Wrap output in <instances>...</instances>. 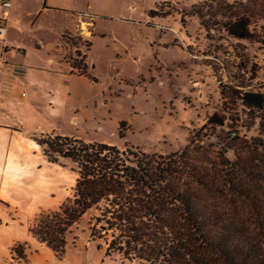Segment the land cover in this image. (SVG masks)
I'll list each match as a JSON object with an SVG mask.
<instances>
[{
    "label": "rangeland",
    "instance_id": "obj_1",
    "mask_svg": "<svg viewBox=\"0 0 264 264\" xmlns=\"http://www.w3.org/2000/svg\"><path fill=\"white\" fill-rule=\"evenodd\" d=\"M159 1L162 0H11L7 8L9 36L5 45L22 47L20 54L24 52L30 63L46 61V66H39L45 71L29 69L26 76L33 87L30 95L45 96L48 89L53 90L52 96L45 98V103H53L60 113L48 119L51 126L76 139H103L111 141L117 149L129 146L135 150L146 149L149 154L162 155L183 147L188 137L205 125L213 114L225 120L224 127L216 131L221 138L229 131H236L248 139L264 136V108H246L240 101L242 91L233 89L235 86L255 84L257 93L264 96V71L259 75V66L252 61V57L258 58V55L253 53L251 56L247 52L248 48L264 47V21L251 20L248 28L255 39L239 43L226 34L224 25L229 20L222 14L236 10L246 0H214L211 3L206 0L202 5L196 4L183 10L192 14L195 8L198 16L190 22L195 31L200 26L202 32L198 40L204 46H215L222 57L229 54V60L222 62V74L215 81L217 88L223 86V96H202L198 108L186 109L198 113L200 120L190 123L194 129L182 125L168 134L164 133L158 141L146 140L156 115L166 109L170 114L175 110V107H167L172 98L167 96L172 81L164 75L165 70L173 62L189 57L178 44L173 43L168 27L158 26L164 30L158 29L155 21L151 20V11H155L156 16L171 13V18L177 17L172 1L162 4ZM179 10L182 8L179 7ZM77 16H82L89 26L85 29L77 27ZM2 41L5 40H0V57L13 51L9 47L5 51ZM211 41H216V44L210 45ZM87 51L91 64L89 74L95 80L91 81L86 76H69L66 70L57 67L59 58L64 54L70 65L81 69ZM137 58L142 61L139 66L133 63ZM184 63L188 64L189 60ZM153 64L161 73L157 86L159 82L167 85L161 89L164 90L160 94L161 100L157 98L159 90L152 89L151 95L146 96L147 87H143V83L147 86L151 81L149 72L155 69ZM258 76L262 81L254 83L252 80ZM127 121L146 125L142 137L134 129L129 128L128 131L126 124L119 129L120 123ZM117 130L124 136H118ZM30 133L36 135V132ZM50 140L55 141L54 138ZM211 141L214 142V138ZM4 152L5 145H0V166L4 162ZM58 161L66 171L63 184L58 187L55 196H47L46 199L60 206L71 198L76 172L68 159L60 158ZM3 190L4 186L1 193ZM10 192L3 191L4 194ZM6 207L0 200V216L5 217V221L0 222V264H136L130 258L121 260L117 254L107 255L104 248L109 244L108 239L98 229L90 237L89 214L66 229L63 250L56 252L34 235L35 214L30 216V220L28 214Z\"/></svg>",
    "mask_w": 264,
    "mask_h": 264
},
{
    "label": "trees",
    "instance_id": "obj_2",
    "mask_svg": "<svg viewBox=\"0 0 264 264\" xmlns=\"http://www.w3.org/2000/svg\"><path fill=\"white\" fill-rule=\"evenodd\" d=\"M222 15L230 38L253 40L248 27L264 21V0H246ZM240 101L264 108L260 94H243ZM224 125L213 114L183 147L165 155L58 135L36 140L49 163L68 159L77 179L70 199L39 216L34 235L61 252L66 229L89 214L90 237L103 232L106 254L121 260L264 264V136L229 131L221 138L216 131Z\"/></svg>",
    "mask_w": 264,
    "mask_h": 264
},
{
    "label": "crops",
    "instance_id": "obj_3",
    "mask_svg": "<svg viewBox=\"0 0 264 264\" xmlns=\"http://www.w3.org/2000/svg\"><path fill=\"white\" fill-rule=\"evenodd\" d=\"M167 1H172V8L173 11L177 13V17L171 18V13H168L166 16H156L157 13L155 11H151L154 15L149 16L152 21H155L154 24L158 29H161L158 26L168 27L167 31L173 35V43L178 44L179 47L188 54L189 59L173 62V64L165 70L164 75L166 74L172 81L167 95L168 97L172 96V98L168 102L167 107H175V110L171 114L167 109L165 112L164 110L160 112V115L155 114V121L150 124L152 127L149 134L146 136L147 141H158L160 137L164 136V133L168 134V132L174 131L175 127H180L182 125L194 129L190 123H195L200 119L197 112L191 111L194 108H198V100L195 98L194 89L189 84L190 79L201 81L205 84L203 96H223V86L221 85L217 88L215 84L216 78L223 72V57L215 46L212 47L207 45L206 47L203 42L198 40L200 39L198 36L200 37L201 35L199 34L202 32L199 30L200 26L198 25L195 31L192 22H190L192 19L197 18V13L190 14L184 11L187 8L189 9L196 6V4L202 5L206 0H162L159 1V4ZM212 1L214 0H209L208 2L211 3ZM179 7L182 8L181 11ZM183 8L185 9L183 10ZM7 19L0 30V40H5L2 41L5 51L8 47L13 51L0 57V145H5V152L2 157L4 162L2 166H0V190L2 186H4L5 190L3 191L7 190L8 192L9 190L11 192L10 194H4L3 191L2 193L0 191V200L4 202L7 206L6 208L13 209L16 212H24L28 214V217L35 214L36 219L33 221L35 226L40 216L38 214L49 213L58 208V203L47 201L48 199L46 198L47 196H55L58 187L63 184L64 174L66 173L60 162H48L43 155L41 147L36 143V140L55 135L74 139H76V137L57 131L58 129L52 127L48 122L49 118H54L60 113L53 103H48L49 105L45 103V98L47 96H52L53 90L48 89L45 96H37L36 94L30 95L29 91L33 87L29 82V78L26 76V70L39 69L45 71V69L39 66H46L47 63L46 61L40 60H37V63H30L24 52L20 54L22 47H18V45H5L6 38L8 39L9 36ZM185 22H187V24H185ZM236 41L239 43L247 42L242 40ZM215 42L216 41H211L209 43L212 45V43L214 44ZM14 51L16 52L14 53ZM247 52L251 56L253 53L258 55V58L252 57V61L259 66L258 74L261 75L263 71L261 65L264 63V47H262V49L248 48ZM86 54L87 58L81 69L70 65L69 62L64 59V54L59 58L60 60L57 67L66 70L69 76H86L93 81L95 78L89 74L91 64L88 58V51ZM191 55L196 58H193ZM5 57H7V60ZM135 60H133V63L139 66V64L135 63ZM187 60H189V63L185 64L184 62ZM41 62H43V64ZM50 66H53V63H50ZM152 66L155 69L149 72V79L151 81L148 83L146 82L147 86L143 83V87H147V91L145 92L146 96H150L153 90H159L160 92L157 94L159 100L162 98L160 94L164 92V90L161 89L166 88L167 85L164 82H159L157 86V82L159 78H161V73L159 72V68H157V71L155 64ZM141 78V81L144 82L143 77ZM175 80L179 83L181 82L180 84L182 85H178ZM252 81L257 83L262 80L259 79L258 76L257 79ZM233 89H237L236 91L240 92L242 91L240 96L246 93H257L255 84L247 87L235 86ZM257 94L263 95L261 93ZM171 101L173 104H171ZM188 107L191 108L190 111L186 110ZM70 120L72 121V117ZM122 123L126 124L128 131L129 128L134 129L140 137H142V132L146 129V127H144L146 125L143 122H139L138 125L128 121ZM31 131L36 132V135L31 134ZM152 133L154 134L151 138L150 136ZM117 134L118 136H124L120 131L119 133L117 132ZM82 141L85 143H99L113 146L111 141L103 139L98 140L95 138ZM142 152L149 154L146 149ZM162 154L163 153H161V155ZM0 162L2 161L0 160ZM75 182L72 181V189L74 188ZM45 202H47L48 205H44ZM4 218L5 217L0 216V222L3 223L5 221L3 220ZM31 219L30 217V220Z\"/></svg>",
    "mask_w": 264,
    "mask_h": 264
},
{
    "label": "built area",
    "instance_id": "obj_4",
    "mask_svg": "<svg viewBox=\"0 0 264 264\" xmlns=\"http://www.w3.org/2000/svg\"><path fill=\"white\" fill-rule=\"evenodd\" d=\"M10 5H11V0H0V30H1L2 26L4 25V23L6 22V19L8 18L9 13H8V9L7 8H9ZM76 22H77V27L79 26L82 29H85V27L87 25L89 26V23H87L82 18V16H77ZM192 57L196 58L195 56H192ZM223 60H229V54L224 56ZM140 62H141L140 59H136L135 60L136 64H140ZM261 66H262V69L264 71V63ZM189 84L192 86V88L195 91L196 100L201 101L202 100V96L204 94L205 84L203 82H201V81H196V80H192V79L189 80ZM255 94H257V93H255Z\"/></svg>",
    "mask_w": 264,
    "mask_h": 264
}]
</instances>
